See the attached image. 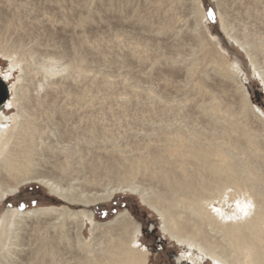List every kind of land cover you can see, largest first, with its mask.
Segmentation results:
<instances>
[{
	"label": "rangeland",
	"instance_id": "rangeland-1",
	"mask_svg": "<svg viewBox=\"0 0 264 264\" xmlns=\"http://www.w3.org/2000/svg\"><path fill=\"white\" fill-rule=\"evenodd\" d=\"M219 1L222 2L221 8L218 0H202L205 12L214 13V18L207 17L204 25L225 51L227 58L241 65L246 73L245 87L250 99L264 112L262 78L253 72L251 59L246 52L226 35L219 19V11L222 10L236 35L242 37L245 33L252 34L256 64L264 75V0ZM171 18L175 21L170 26ZM79 21H82L81 28H77L81 29L80 33L62 29L66 23L73 27L79 25ZM0 22L13 23V26H19V23V28H23L6 36L8 44L14 39L24 38L26 44L29 42L26 47L40 56L48 53L61 55L63 50L77 44L76 39L80 36L89 38L84 53L90 71L88 74L92 75H88L81 86L71 85L68 90L75 94L67 98L61 94V98H57L54 103L55 107L35 112L37 126L43 128L44 132V145L39 147L42 150L37 151L35 160L39 172L64 185L72 184L78 193L94 194L117 185L118 181L106 177L112 160L121 165L125 156L128 158L138 155L142 150L145 152L148 142L155 143L158 137L161 138L167 132L183 130L194 137L192 133L198 131L199 135L210 138L213 130H220L223 124L221 119L205 111L209 101L195 92L188 79L192 62L195 57H200L196 46V16L190 0H178L173 4L164 1L160 5L157 0H0ZM45 44L50 48L44 47ZM208 48L212 57L217 58L214 44L208 42ZM136 51L144 53L147 61H139L135 57ZM66 59L61 60V63ZM202 63L205 65L206 61ZM25 64L22 61L21 66ZM203 64L199 69L206 87L217 96L224 110L229 106L233 111H238L240 81L235 80L231 73L221 74L205 68ZM0 70L11 75L10 85L18 83L19 78L27 77L21 67L11 71L10 60L2 55ZM57 77L62 79V75ZM85 89L89 94L87 103L78 104L75 95ZM37 90L39 99L48 98V89L46 91L38 87ZM255 114H250L247 122L262 152L253 154L251 160L264 171V118L258 112ZM233 138L236 150L231 151L243 162L246 156L242 149L248 147L251 150L253 147L237 140V134ZM62 161L71 166L68 174H62L57 169V164ZM107 179L112 182L109 183ZM133 180L136 185L145 187L156 183L143 175H137ZM64 205L71 209L92 210L96 221L100 223L108 222L119 212L129 210L134 220L141 224L139 243L150 250V264H179L178 258L183 256L181 253L187 254L183 248L185 246L162 232V220L143 205L141 197L130 189L119 192L112 201L98 205L69 204L41 184L31 183L22 186L17 194L9 196L0 205V217L9 206L29 210ZM27 235L23 237V240L27 237L23 242L29 243L32 236ZM71 235L72 242L77 240L75 233ZM83 237L86 241L91 239L90 225L85 228ZM62 243L60 245L63 246L59 247L60 261L77 264L84 255L82 249L76 245L64 250ZM204 262L201 264H212L209 259ZM183 264L191 263L184 260Z\"/></svg>",
	"mask_w": 264,
	"mask_h": 264
},
{
	"label": "bare ground",
	"instance_id": "bare-ground-1",
	"mask_svg": "<svg viewBox=\"0 0 264 264\" xmlns=\"http://www.w3.org/2000/svg\"><path fill=\"white\" fill-rule=\"evenodd\" d=\"M164 1L173 4L178 0H157L159 5ZM190 1L196 16V46L200 57L191 61L188 79L192 82L195 92L209 101L205 111L221 119L223 124L220 125V130H213L210 138L199 135L200 132L195 130L196 134L192 133L194 137L183 130L167 132L161 138L158 137L159 140L155 143L148 142L145 152L142 150L138 155L128 158L125 156L121 165L112 160L106 177L118 181V184L94 194L78 193L72 184L64 185L59 180L42 175L35 163L37 151L44 145L43 128L37 126L35 112L54 106L61 94L66 98L75 94L68 88L73 84L81 86L88 77L90 71L86 64V52L84 53V49L88 47V36L79 35V39H76L78 42L75 41L77 44L63 52L60 51L61 55H51L47 52L48 54L40 56L26 47L29 42L26 44L24 38L14 39L8 44L6 36L23 28H19V23V26H13V23L3 25L0 22V55L10 60L11 71L21 67L27 76L26 79L19 78L18 83L10 85L11 75L0 70V79L8 86L9 91L8 100L0 108V113H3L0 116V124L5 125L0 129V205L4 204L9 196L17 194L22 186L31 183L41 184L69 204L98 205L110 202L119 192L130 189L141 197L143 205L162 220V232L185 246L183 248L187 254L178 258L179 264H183L184 260L191 264H201L206 259L218 261L219 264H264V171L251 160L253 154H259L262 150L247 122L250 114L258 112L264 118V112L250 99L245 87L246 73L241 65L227 58L218 41L206 29L204 22L207 15L202 0ZM218 2L221 8L222 2ZM219 19L226 35L250 57L253 72L262 78L264 84V75L259 72L253 52L255 44L252 34L245 33L242 37L236 35L222 10L219 11ZM82 21L72 27L66 20L62 29L75 32L78 27L81 28ZM174 21V18L170 19V26ZM81 34L84 35L82 32ZM76 37L78 38V35ZM208 42L214 44L217 58L212 57ZM46 46L49 45L45 44L44 47ZM135 54L139 61H145L144 53L136 51ZM64 59L65 62L61 63ZM22 61L26 62L24 67L21 66ZM203 61H206L205 65ZM202 64L205 68L221 74L231 73L235 80L240 81L242 85L237 86L240 96L238 111H233L229 106L224 110L217 96L209 91L199 69ZM5 74L8 75L7 79L4 78ZM60 74L61 80L57 77L61 76ZM38 87L41 90L48 89L46 97L49 101H46L48 98H38ZM36 90L38 95H34ZM81 92L75 95L76 102L84 105L87 103L88 92L86 89ZM262 94L264 95L263 92ZM9 103L10 108L6 106ZM14 110L17 112L14 113ZM235 134L237 140L253 147L251 150L248 147L242 149L246 156L243 162L231 151L236 150L233 144ZM238 147L240 149V146ZM62 163L57 164V169L62 174H68L70 164ZM137 175L148 176L156 183L149 187L136 185L133 179ZM107 181L109 182L108 179ZM228 186L233 187L237 193H246L252 199L255 207L248 217L221 220L211 211L210 205L216 201L217 207L222 208L226 214H231L232 208L220 199V193ZM88 225L91 226L92 237L86 241L83 232ZM72 233L77 237L73 242ZM25 235L30 237L31 242H23L27 238L23 240ZM140 235L141 224L134 220L129 210L119 212L108 222L100 223L96 221L92 210L71 209L67 205L29 210L9 206L0 217V264H65L59 259V247L62 242L64 250L69 247L72 249L71 247L76 245L82 249L84 255L76 261L77 264H150V250L141 243V248L133 246L135 242H140ZM144 248L147 251H144Z\"/></svg>",
	"mask_w": 264,
	"mask_h": 264
},
{
	"label": "snow or ice",
	"instance_id": "snow-or-ice-1",
	"mask_svg": "<svg viewBox=\"0 0 264 264\" xmlns=\"http://www.w3.org/2000/svg\"><path fill=\"white\" fill-rule=\"evenodd\" d=\"M207 17L212 19L214 18V13L211 11H207L206 13ZM4 78L7 79L8 75L5 74ZM7 107H11V104H7ZM264 114V113H262ZM3 113H0V116H2ZM5 127V125L0 124V129H3ZM235 193V194H234ZM220 199L223 200V202L225 204H228L230 208H232V212L231 214H226L222 208L217 207L216 206V201H214L211 205V211L213 213H215L221 220H238L241 218H245L248 217L255 205L252 201V199L250 198L249 195H247L246 193L243 192H239L237 193L236 190L231 187L228 186L226 187L221 193H220ZM229 201H231V203H229ZM21 208H23V206H21ZM134 247L136 248H141V244L137 241L133 244ZM144 251H147L146 248L143 249ZM184 253L182 252L181 255H183ZM189 255H191V253H188ZM203 255V254H201ZM212 264H219L218 261L213 260Z\"/></svg>",
	"mask_w": 264,
	"mask_h": 264
},
{
	"label": "water",
	"instance_id": "water-1",
	"mask_svg": "<svg viewBox=\"0 0 264 264\" xmlns=\"http://www.w3.org/2000/svg\"><path fill=\"white\" fill-rule=\"evenodd\" d=\"M9 91L8 86L0 79V108L4 106L8 100Z\"/></svg>",
	"mask_w": 264,
	"mask_h": 264
}]
</instances>
